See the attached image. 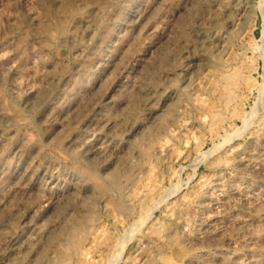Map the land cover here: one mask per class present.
Instances as JSON below:
<instances>
[{
  "label": "rangeland",
  "instance_id": "obj_1",
  "mask_svg": "<svg viewBox=\"0 0 264 264\" xmlns=\"http://www.w3.org/2000/svg\"><path fill=\"white\" fill-rule=\"evenodd\" d=\"M263 67L264 0H0V264H261L264 221L249 250L193 235L264 144Z\"/></svg>",
  "mask_w": 264,
  "mask_h": 264
},
{
  "label": "bare ground",
  "instance_id": "obj_2",
  "mask_svg": "<svg viewBox=\"0 0 264 264\" xmlns=\"http://www.w3.org/2000/svg\"><path fill=\"white\" fill-rule=\"evenodd\" d=\"M260 3L263 2L260 1ZM227 90L229 89L227 88ZM230 90L233 91V89ZM0 101V105L2 107H5V100L0 97ZM262 107H264V105ZM234 115L235 114H233V117ZM237 129H239V127ZM241 132L243 133V131ZM250 146L234 145L232 148L230 147L229 152L231 154V162L221 165L219 167L216 177L213 179L212 183L205 187V190L202 195H199L198 198L195 200L194 208H196V210H200L202 212V215L198 218L200 222L199 224L197 223L198 227L196 228L193 236L194 240L201 246V250L204 253H213L214 250H218L219 248H221V246L219 245H221L223 242H227L226 245L228 247L240 246L243 247V249L248 250L249 248L253 247L254 244H257V242H259L260 237L256 235V230L262 229L258 228V225L263 224L262 222L264 221V144L254 146L252 148ZM217 163L219 164V161ZM213 189L216 195H212L211 191ZM225 210H231L232 214L225 215V213H223V211ZM251 211L257 212L258 216L256 218H252L249 214ZM76 240L70 241L69 246L67 248L71 249L72 246L75 245ZM258 259L261 264H264L263 254Z\"/></svg>",
  "mask_w": 264,
  "mask_h": 264
}]
</instances>
